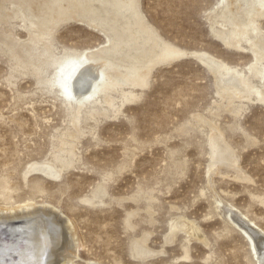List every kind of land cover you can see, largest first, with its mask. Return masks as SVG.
<instances>
[{
	"label": "rangeland",
	"instance_id": "obj_1",
	"mask_svg": "<svg viewBox=\"0 0 264 264\" xmlns=\"http://www.w3.org/2000/svg\"><path fill=\"white\" fill-rule=\"evenodd\" d=\"M37 1L34 19L11 1L0 11V208L59 210L77 234L74 264H258L223 211L264 233V104L254 77L264 62L254 65L252 28L242 49L226 47L210 31L218 0H138L159 47L178 54L143 86L94 90L72 104L62 91L80 55L115 65L141 54L146 61L158 46L121 45L124 12L100 8L91 17L105 38ZM220 64L250 82L246 94L224 95ZM214 138L223 162L211 159ZM136 245L144 258L132 255Z\"/></svg>",
	"mask_w": 264,
	"mask_h": 264
},
{
	"label": "bare ground",
	"instance_id": "obj_2",
	"mask_svg": "<svg viewBox=\"0 0 264 264\" xmlns=\"http://www.w3.org/2000/svg\"><path fill=\"white\" fill-rule=\"evenodd\" d=\"M2 1L0 0V11ZM4 1H11L16 4L25 12L28 19L36 18V12L41 6V3L37 0ZM45 2L47 9L54 12V15L61 16L65 14L68 16L67 20L82 23L93 31L102 34L105 38H108V33L98 27L91 20V17L94 18L100 8L102 10L113 9L116 12H124L123 21L117 26L121 45L129 49L137 45L141 48H145L149 44L158 46V51L151 50L147 54L148 59L146 61L143 60L146 56L141 54L135 56L131 62L128 58L124 63H115V65H111L107 60H91L89 53L80 55L75 72L70 76V85L62 91V95L68 103L73 104L80 98L86 99L92 95L94 90L98 89L110 91L118 86H143L154 66L169 61L178 54L176 49H169L170 46H168V49L159 47L158 43L164 42L153 32L154 30L152 31L143 22L138 9V0H45ZM94 4H97L98 7L93 8ZM58 12L59 14H57ZM212 13L214 15L208 18L214 20L211 21L213 23L210 31L226 47L242 49L241 41L248 31V27H251L253 38L250 41L249 50L253 53L254 65L264 62V32L259 24L264 21V0H218L217 7ZM216 24H219L221 29L218 30L212 27ZM46 25L44 27L39 25V28L44 29L48 26ZM113 31H116V29L113 28ZM107 43H110L109 40ZM24 46L26 50H31L29 42ZM115 49L116 46L113 50L116 51ZM18 52L14 48L12 55L17 57ZM111 52L109 50L104 56L111 57L109 54ZM146 52L144 50V53ZM214 71L217 75L218 87L228 98L234 92L238 97H241L249 90L250 82H247L239 74L226 72L223 64L222 66L221 64L218 67L216 66ZM104 77H107L108 80L105 81ZM254 77L256 79L260 77L258 79L261 85L259 93L264 104V72L259 73L256 70ZM226 78L235 82H226L224 81ZM98 82L101 83L97 88ZM210 144L212 149L211 159L216 162H223L226 159L225 150L220 147L215 138L211 140ZM48 169L52 168L49 167ZM223 211L248 237L258 264H264V233L237 211L224 205ZM188 232L192 233L193 229L189 227ZM78 248L75 228L72 222L64 217L59 210L49 205L33 203L13 208H0V264H74L78 258ZM132 255L135 258H144V248L140 245L134 246Z\"/></svg>",
	"mask_w": 264,
	"mask_h": 264
}]
</instances>
